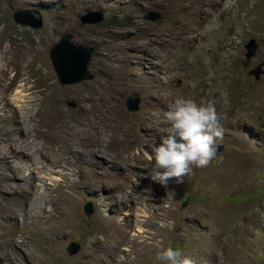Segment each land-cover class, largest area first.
I'll return each mask as SVG.
<instances>
[{
    "label": "rangeland",
    "instance_id": "rangeland-1",
    "mask_svg": "<svg viewBox=\"0 0 264 264\" xmlns=\"http://www.w3.org/2000/svg\"><path fill=\"white\" fill-rule=\"evenodd\" d=\"M88 12L101 21L83 24ZM38 15L40 28L26 24L38 22ZM153 16L158 20H147ZM0 26L2 44L11 57L19 55L14 62L41 53L22 94L12 88L10 98H41L45 89L60 112L43 128L46 137L28 146L37 165H24L17 183L0 162L1 211L14 200L8 193L28 191L23 177L35 178L15 222L2 218L0 264H123L133 258L155 264L159 244L195 264H264V0H0ZM65 35L93 49L92 81L59 83L49 54ZM251 39L258 47L243 68ZM259 64L263 75L255 81L248 71ZM132 93L140 97L137 113L125 109ZM179 97L214 104L224 130L220 160L193 168L183 183L173 178L161 186L136 174L146 171L149 145L163 134V113ZM9 110L0 111L1 144L2 130L16 123L4 121ZM5 142L21 144L16 134ZM43 198L46 215L37 218L34 199ZM98 229L127 231L123 251L110 256L94 245L102 237ZM73 244L81 250L70 257Z\"/></svg>",
    "mask_w": 264,
    "mask_h": 264
},
{
    "label": "bare ground",
    "instance_id": "bare-ground-1",
    "mask_svg": "<svg viewBox=\"0 0 264 264\" xmlns=\"http://www.w3.org/2000/svg\"><path fill=\"white\" fill-rule=\"evenodd\" d=\"M105 3H108V2H105ZM2 28L0 29V111L3 110V109H10L9 111H10V115L11 116L10 117L8 116L7 118L4 117L5 118L4 121H9L10 119H12L13 121L15 120L16 123L14 122L12 127H11V129L13 128V130L6 129V128L4 129V131L2 130V132H4V135H5V138L2 140L3 141L2 144H3V146H6V150L0 148V162L3 161L4 165L8 166V170L11 172L10 174H13L12 175L13 176V178H12L13 180L12 181L17 183V181L21 178L20 175L23 173L24 170H26L25 166H27V165H35L36 166L37 165V161H36L37 158H35L33 160V156L31 155L34 152V150H35V149L34 150H32V149L35 148V147H31L32 151H28L27 152L26 150L30 148L28 146L30 144L32 145L35 139L45 138L46 137V134H45L43 128L46 127L48 122H52L54 117H57L58 115H60V112L56 109L57 99H56L55 95L54 94L53 95H51V94L44 95V90L45 89L41 92V94H42L41 98L36 97L35 93H31L29 96L20 95L15 100L10 98V92L13 93V89L14 88H16L15 91L19 90L20 91L19 94H22V88L24 86L23 84L25 82H28L32 72L34 71V68L36 66L35 65L36 62L41 61V56H40L41 53L36 52L35 55L32 57V60H29L28 62H26L24 64L23 63H19L18 61L14 62L13 57L14 58L15 57H19V55L16 54L14 56V54H15L14 53L13 57H11L10 48L8 46L2 44V38H3V35L5 33L4 32L5 29L4 28L2 29ZM21 47L22 46L20 45V48ZM11 73L14 74L12 77L9 76ZM50 86H51L50 83H47L45 85V88L49 90ZM20 88H21V90H20ZM16 94H17V92H16ZM21 103L23 105H19ZM51 111H54L55 113L53 115H51V113H50ZM1 122H2V120H1ZM32 123H36L37 124V131L35 132V135L32 134V129H33ZM5 124H7V123H5ZM8 124H9V122H8ZM21 126H23V128H21ZM55 127L56 126L53 124L52 128H55ZM8 128H10V127H8ZM15 134H16V137L19 138V140L21 142L20 145H18V143L16 144L15 142H12V143H6L5 142L8 139L9 136H14ZM2 144L0 143V147L2 146ZM36 150H37L36 152L38 154L39 152H41L42 149L37 147ZM42 152L40 154V158L43 157V153ZM33 155H35V154H33ZM44 156H45V154H44ZM40 164H41V162H40ZM38 170H40V169H38ZM23 178H24V180L23 179H21V180L24 181V182H22L21 185H23V186H24V184L25 185H29V187L26 186V189L28 187V191H30V188H33V185H34V182H35V178L32 177L34 179V181L31 180V175H28L27 177H23ZM44 178H45V176H44ZM25 179H27V181ZM41 183H42V181H41ZM43 186H45V185H43ZM25 191L24 192L23 191L20 192L18 195H15V193L14 194L8 193L9 198H13L14 200H11L12 203L9 202V203H11L10 206L5 208L4 211L0 210V219H1V221H0L1 222L0 230L3 229L4 226L7 225L6 221H3L2 218L3 219L4 218L10 219V221L15 222V220H14L15 217H16L15 215H17L18 212L20 213L21 211H23L26 208L24 200L27 199L29 194H28V191H26V192ZM12 192H13V190H12ZM43 206H44V198L41 199V200H39V199L35 200L34 199L33 210H32L33 215H36V217L37 216L46 215L45 214L46 212H44ZM71 206H73V205H71ZM5 207H6V205H5ZM37 212H41L42 215L38 214ZM16 219H17V217H16ZM46 219H48V218H46ZM157 219H159V218H157ZM148 220H150V219H148ZM155 221H156V219H155ZM4 224H6V225H4ZM17 225H15V226H17ZM158 227H160V226H158ZM117 229H119V228H117ZM155 229H156V227H155ZM161 229H163V228H161ZM161 229H160L159 232L162 233ZM164 230H165V228H164ZM112 232L114 233L115 231L114 230L109 231V230H106V229H98V233L102 237L99 239L100 243L97 242L98 240L96 241V239H95L94 240V245L100 246L101 249L103 251H105V252L107 251V255L109 254L110 256H116V255L120 254L123 251V250L121 251V248L124 245L122 238L125 236V232H127V231H122L120 236L118 235V233L113 234ZM125 243H127V242H125ZM132 243H134V242H132ZM129 244H131V242ZM124 249H126V248H124ZM137 262H138V258H137V261H136V258H133L131 260L130 259L129 260L126 259V261L125 260L123 261V264H136Z\"/></svg>",
    "mask_w": 264,
    "mask_h": 264
},
{
    "label": "clouds",
    "instance_id": "clouds-1",
    "mask_svg": "<svg viewBox=\"0 0 264 264\" xmlns=\"http://www.w3.org/2000/svg\"><path fill=\"white\" fill-rule=\"evenodd\" d=\"M226 97L227 93H223ZM165 126L159 143L149 145L148 164L137 173L161 186L169 179L183 183L193 168H205L219 162L217 146L223 139V127L212 102L198 103L179 97L163 113ZM137 182V181H136ZM147 191V190H145ZM155 264H195V261L171 245L159 244L154 254Z\"/></svg>",
    "mask_w": 264,
    "mask_h": 264
},
{
    "label": "water",
    "instance_id": "water-1",
    "mask_svg": "<svg viewBox=\"0 0 264 264\" xmlns=\"http://www.w3.org/2000/svg\"><path fill=\"white\" fill-rule=\"evenodd\" d=\"M24 15L36 14L35 12H23ZM88 16L85 17L82 22L83 24H94L101 21V15L97 13L88 12ZM98 16V17H97ZM18 14L15 15V22H19ZM90 17H96V19L91 20ZM38 22L30 24L34 28H40L41 22L39 15L37 16ZM149 21H156L158 17H148ZM72 36L65 35L62 37L60 42L54 46L49 54L51 64L54 68L58 81L61 85H78L83 82L92 81L94 76L90 73V66L93 60L94 51L91 48H85L82 46H77L72 43ZM258 44L255 43L253 39L244 46L245 54L243 63V68H247L250 60L254 57ZM263 64H259L253 69L248 71V75L252 77L255 81H258L259 78L263 75L262 70ZM177 85V84H176ZM175 84L172 86L175 87ZM140 97L136 93H132L125 100V109L128 113H137L139 111ZM72 108H76V104L71 102L68 104ZM222 148H217V152H220ZM85 215L88 217L92 214L91 206L88 205L85 208ZM81 248L79 245L73 244L70 249H68V254L70 257H74L79 253Z\"/></svg>",
    "mask_w": 264,
    "mask_h": 264
}]
</instances>
